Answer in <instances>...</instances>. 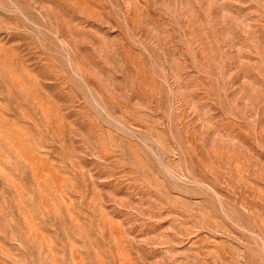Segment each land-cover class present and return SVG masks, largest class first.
<instances>
[{
    "label": "rangeland",
    "instance_id": "rangeland-1",
    "mask_svg": "<svg viewBox=\"0 0 264 264\" xmlns=\"http://www.w3.org/2000/svg\"><path fill=\"white\" fill-rule=\"evenodd\" d=\"M0 264H264V0H0Z\"/></svg>",
    "mask_w": 264,
    "mask_h": 264
}]
</instances>
